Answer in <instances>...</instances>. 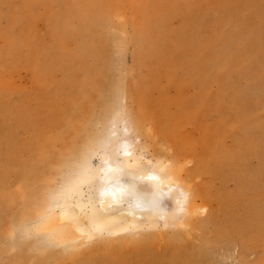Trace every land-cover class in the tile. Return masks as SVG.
<instances>
[{
  "label": "rangeland",
  "instance_id": "rangeland-1",
  "mask_svg": "<svg viewBox=\"0 0 264 264\" xmlns=\"http://www.w3.org/2000/svg\"><path fill=\"white\" fill-rule=\"evenodd\" d=\"M123 119L186 214L78 248L36 231ZM0 264H264V0H0Z\"/></svg>",
  "mask_w": 264,
  "mask_h": 264
},
{
  "label": "bare ground",
  "instance_id": "bare-ground-1",
  "mask_svg": "<svg viewBox=\"0 0 264 264\" xmlns=\"http://www.w3.org/2000/svg\"><path fill=\"white\" fill-rule=\"evenodd\" d=\"M112 128L95 151L98 162H92L93 150H82L81 162L72 169V176L51 201L39 207L44 215L36 231L47 233L56 243L78 248L84 238L91 240L96 234L123 233L157 220L166 224L178 214H186L191 194L176 185L180 169L167 159H155L138 150L125 119Z\"/></svg>",
  "mask_w": 264,
  "mask_h": 264
}]
</instances>
